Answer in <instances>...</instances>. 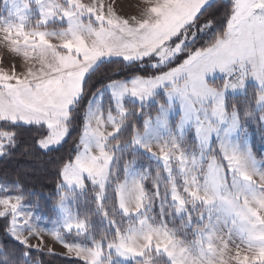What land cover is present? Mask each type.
Returning a JSON list of instances; mask_svg holds the SVG:
<instances>
[{"label": "snow or ice", "instance_id": "obj_1", "mask_svg": "<svg viewBox=\"0 0 264 264\" xmlns=\"http://www.w3.org/2000/svg\"><path fill=\"white\" fill-rule=\"evenodd\" d=\"M11 3L15 19L0 18V33L11 49L25 58L27 67L21 71L0 67V122L45 125L48 131L36 138V146L40 148L59 145L66 138L73 115L71 106L84 92L85 78L99 58L111 55L127 61L150 58L153 67L160 69L152 76H137L130 83L118 85L114 91L115 110L100 111L89 117L81 141L83 151L60 166L63 180L70 185L83 187L85 174L99 184L101 206L114 148L120 144L110 137L120 131L130 111L122 102L126 94L143 100L160 85H170L169 95L179 94L185 116L195 120L201 145L209 142L218 121L229 114L223 98L226 88L243 86L247 76H254L261 86L255 103H264V0H227L223 28L212 32L201 46H196L198 40L207 36L216 23L202 12L209 0H140L138 13L127 16L118 14L109 0L89 3L11 0ZM33 12L37 18L30 23ZM57 20L66 23L54 31L48 26ZM183 53H187L186 58L173 66L171 61ZM217 68L229 76L220 88L205 80V74ZM209 98L212 103L204 105ZM231 114L238 118L235 107ZM18 136L16 128L0 127V156L11 154ZM132 142H142L139 131L133 135ZM144 146L160 158L164 170L172 177L171 200L175 210L185 212L189 203L194 202L208 210L207 223L204 212L199 214L202 223L193 241L195 251L174 230L153 224L144 216L127 231L117 229L116 236L107 243L96 241L84 246L63 240L58 232L52 233L67 254L82 259L85 264H111L114 257L137 260V264H155L160 256L168 264H212L209 257L222 254L215 243L211 219L219 204L232 218L231 228L241 233L249 249L243 253L238 249L234 264H264V191L260 190L264 189V183L255 179L264 181V168L253 166L250 151L222 145L225 167L214 155L206 164L203 155L189 156L175 139L158 146ZM174 167L184 174L183 187L175 183ZM228 172L232 173L231 182ZM155 187L159 189V184ZM6 190L10 191L5 183H0V191ZM117 196L125 214L138 213L152 202L142 179L131 184L119 182ZM22 200L20 195H0V218H10L5 231L26 249H41L39 244L30 243L32 231L20 230L27 223L21 212ZM104 215H108L107 210ZM188 215L191 218V213ZM87 226L84 219H72L65 228L81 231ZM35 236L43 239V233ZM227 247L225 242L224 248ZM48 251L55 253L52 249ZM28 255L26 250L24 256ZM3 260L8 264L7 254Z\"/></svg>", "mask_w": 264, "mask_h": 264}, {"label": "trees", "instance_id": "obj_2", "mask_svg": "<svg viewBox=\"0 0 264 264\" xmlns=\"http://www.w3.org/2000/svg\"><path fill=\"white\" fill-rule=\"evenodd\" d=\"M227 0H213L206 5L202 12L207 17L215 19L216 23L209 30L207 36H203L196 46L206 42L212 32L222 29L224 24V5ZM1 5V4H0ZM50 28H57L56 24H49ZM204 35V34H199ZM187 53L181 54L179 59L171 63L181 62ZM150 58L144 60L126 61L121 57H113L99 63L85 78V90L70 109L73 113L69 121V131L65 140L58 146L43 149L36 146V138L48 129L45 125L35 124H10L1 122L0 127L16 128L19 136L15 148L10 149V155L0 156V182L6 183L10 189L31 202L42 213L49 217L57 213L56 206L61 199L59 189L63 184L61 165L69 160H74L78 154L87 118V111L93 97L106 86L114 81L124 80L134 76H152L159 68H154ZM259 89L250 85L244 94L231 96L227 100V109L232 112L233 108L239 116L243 128L251 133V150L258 160H263L264 152V127L261 115L264 108H258L255 103ZM162 99H164L162 97ZM106 107L113 106L110 94L105 97ZM127 108L130 110L128 118L118 135L111 141L119 140L122 147L114 148L115 160L112 166L110 182L103 197V206L98 201V188L87 181L86 188L82 190L74 202L78 217L87 221L86 233L67 231L61 229L64 238L68 242L80 241L91 244L89 237L95 241H107L116 236L118 227H124L125 216L120 212L117 196V184L125 179V167L133 160H137L143 170H148L149 175L144 181L146 191L154 197V223L161 222V211L158 204V194L155 185L158 183L161 191L168 189V179L165 170L159 163L151 158L143 150H134L132 137L136 130L143 131L145 120L148 116L159 113V104L150 103L148 106L128 101ZM126 145V146H124ZM221 159L220 153L218 154ZM159 172V176L157 173ZM107 210L108 215L104 212ZM164 219L167 225L176 231L188 244L194 240L193 229L186 226L184 221L171 212L170 206H165ZM10 218H0V264H5L4 255H8V264H85L77 257L59 254H50L37 248H25V245L5 231ZM113 221H116L115 225ZM89 236V237H88ZM27 250L28 256H24ZM114 264H137V261L127 263L116 261Z\"/></svg>", "mask_w": 264, "mask_h": 264}, {"label": "rangeland", "instance_id": "obj_3", "mask_svg": "<svg viewBox=\"0 0 264 264\" xmlns=\"http://www.w3.org/2000/svg\"><path fill=\"white\" fill-rule=\"evenodd\" d=\"M211 1V0H210ZM84 2L89 3L92 0H84ZM109 2L113 3V6L118 14L120 15H136L138 13V5L140 4V0H109ZM0 18L7 19H15V16L12 15L14 6L11 3V0H0ZM208 5V4H207ZM37 16L35 12H33L30 23H34ZM65 21L57 20L50 24H56L57 28H50L54 31H59L65 24ZM199 35V34H198ZM113 57H121L117 55L104 56L97 60V62L93 65L89 73L103 60H108ZM123 58V57H121ZM186 58V57H185ZM124 59V58H123ZM158 60V57L154 58ZM151 64L153 65V59H151ZM127 61V60H126ZM135 61V60H132ZM174 61V60H172ZM171 61V62H172ZM0 67L5 69L15 68L17 71L23 70V68L27 67V61L25 58L14 52L9 43L3 38V33H0ZM238 67V66H234ZM88 73V74H89ZM137 76L130 77L120 81H114L106 86L105 89L99 91L91 100L90 105L87 111V118L85 122L86 129L87 121L91 115H94L100 111H108L109 109L115 110V104L117 102V98L114 96V91L118 90L117 86L123 83H130ZM228 73L221 71L219 68L213 70L212 72L205 74V80L210 84L217 88L223 86L224 82L228 80ZM250 85H255L260 90L261 86L259 85L258 80L254 76H247L245 78L243 86L237 87L235 89L229 87L226 88L223 92V98L227 107V100L234 95L244 94ZM170 85H160L159 87L153 90V94L150 97H145L143 100H140L138 97H134L131 94H126L122 98V102L127 107L128 101L139 103L140 105L148 106L151 102L159 104V113L155 116H148L145 120V128L143 131H139L142 134V142L140 144H133L134 150H143L145 151L151 158L155 159L157 163L163 167V162L160 158L153 152L149 151L144 145H159L166 141H172L175 139L182 147H184L186 153L189 156H196L200 158L203 155V163L208 162V158L211 156H215L219 159L218 154L220 153L221 159H219L222 163H224L225 167H227L226 161L223 159V147L222 145H230L238 147L240 150L248 153H251L252 164L256 168H264V158L263 160H258L252 150H251V133L245 130L240 122L239 116L234 117L228 111V115L223 121H218V128L211 134L210 140L207 144L201 145L200 139L196 133V122L194 119H189L185 116V107L182 98L179 94H174L172 96L168 93V87ZM107 94H110L113 100V106L106 107L105 105V97ZM82 95V94H81ZM79 95L73 102L71 108L81 96ZM162 97L164 99H162ZM212 103V98L204 101V105H208ZM258 108H264V103L257 104ZM130 113V111H129ZM128 113V114H129ZM237 113V112H236ZM201 114H203V109H201ZM264 115V112L262 113ZM261 115V116H262ZM1 123V122H0ZM22 123V122H18ZM263 127H264V119H262ZM24 124V123H22ZM124 125V124H123ZM122 128V127H121ZM111 130V129H109ZM121 130V129H120ZM138 131V130H136ZM119 133V132H118ZM116 133L114 136L110 137L114 138L118 135ZM68 135V134H67ZM67 137V136H66ZM84 139V134L82 140ZM65 140V139H64ZM63 140V141H64ZM81 140V141H82ZM61 144V143H60ZM59 144V145H60ZM58 145L50 146L49 148L56 147ZM126 146V145H124ZM122 147L121 144L117 146L115 149L119 150ZM48 148V149H49ZM156 150V149H154ZM83 151L82 143L80 142L78 154ZM264 152V146H263ZM77 154V155H78ZM116 155L113 158L110 174L105 184L104 195L106 193L107 186L110 182V176L112 171V166L114 164ZM166 177L169 181L168 189L165 191H161L159 188L158 196V204L161 211V222L156 225H166L169 229H171L165 219V206L171 207V212L176 214L179 218H181L185 225L193 229L194 240L196 239V230L202 223L199 218V214L204 212V222L207 223L208 215L207 209L204 208L199 202L189 203L188 208L185 212H177L175 210V204L171 200V184L172 177L169 176L168 172L165 170ZM149 175L148 170H143L142 165L137 161L133 160L127 164L125 167V179L122 182H127L131 184L133 180L142 179L145 181L146 177ZM173 176L175 177V183L183 187V178L184 174L180 171L178 167L173 168ZM229 182L232 179V173H227ZM258 183H264L259 177L255 178ZM85 184L83 187L79 185H70L66 181H63L59 192L61 193V199L59 204L56 206L57 213L55 216L49 217L47 214L42 213L39 209H36L31 202L27 201L23 195L22 204H21V212L25 214L23 219L27 221L26 224L21 226V231L27 232L32 231L34 235L30 237V243L36 245L39 244L41 250L48 251L52 249L53 252L62 253L65 255L72 256L71 254H67L65 247L56 240L52 233H60L63 240L67 241L64 238V235L61 232V229H66L65 225L72 219H80L78 217L77 211L74 207V202L76 201L77 195L86 188L87 181L90 182L94 187L98 188V194L100 192L99 184L94 183L92 178L87 174L84 175ZM3 183V182H0ZM6 184V183H5ZM7 188L10 189V186L6 184ZM145 187V186H144ZM264 191V189H260ZM157 191V192H158ZM235 191V189H233ZM0 195H18L14 193L11 189L10 191H0ZM150 195V194H149ZM151 197V203L147 204L145 208L141 209L138 213L133 214H125L123 210L119 207L120 212L125 216V220L127 221L123 228L118 227V229L122 231H127L129 228L135 227L139 220L144 216H147L150 222L154 223V197ZM217 210H214L212 213V226L215 229L216 240L215 243L217 247L221 250L222 254H218L217 257H209L212 260V264H234L235 253L239 249L241 253L248 252L249 249L247 247V242L241 235V233L235 228H231L232 218L226 214L224 209L218 204L216 206ZM188 213H191V218H189ZM115 225L116 221H113ZM118 226V225H117ZM231 228V238L228 236V232ZM174 230V229H171ZM81 232L83 234L86 233V230L76 231ZM175 231V230H174ZM176 232V231H175ZM35 233H43V239L40 237H36ZM27 235V233H25ZM89 237V236H88ZM193 240V241H194ZM89 241L91 244L86 242L74 241L72 243H80L84 246L93 245L96 241L89 237ZM108 241V240H107ZM107 241H103L107 243ZM193 241L189 243V245L193 246L195 251V246L193 245ZM227 242V249L224 248V243ZM188 244V243H187ZM116 261H121L127 263L129 261H137L133 259H124L121 257H114L111 261V264H114ZM155 264H168V261L163 257H157L155 260Z\"/></svg>", "mask_w": 264, "mask_h": 264}, {"label": "crops", "instance_id": "obj_4", "mask_svg": "<svg viewBox=\"0 0 264 264\" xmlns=\"http://www.w3.org/2000/svg\"><path fill=\"white\" fill-rule=\"evenodd\" d=\"M212 1H213V0H211V1L209 0V3L212 2ZM209 3H208V4H209ZM206 5H207V4H206ZM206 5H205V6H206ZM205 6H204V7H205Z\"/></svg>", "mask_w": 264, "mask_h": 264}]
</instances>
